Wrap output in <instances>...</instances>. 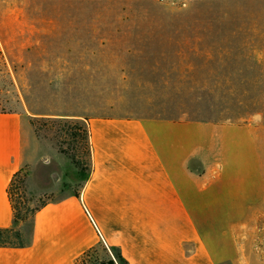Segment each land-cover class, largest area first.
Wrapping results in <instances>:
<instances>
[{
	"label": "crops",
	"instance_id": "0c3cea01",
	"mask_svg": "<svg viewBox=\"0 0 264 264\" xmlns=\"http://www.w3.org/2000/svg\"><path fill=\"white\" fill-rule=\"evenodd\" d=\"M27 4L0 11L6 56L86 61ZM212 27L204 49L177 58L204 66L134 89L189 90V110L174 93L173 106L132 116L44 115L89 127L92 170L77 191L63 188L65 155L39 142L23 113L0 112V229L15 225L8 188L25 167L29 190L54 197L37 212L30 245L0 247V264H79L100 245L106 263L238 264L240 226L264 209V24ZM36 55L46 58H22Z\"/></svg>",
	"mask_w": 264,
	"mask_h": 264
},
{
	"label": "rangeland",
	"instance_id": "374dc122",
	"mask_svg": "<svg viewBox=\"0 0 264 264\" xmlns=\"http://www.w3.org/2000/svg\"><path fill=\"white\" fill-rule=\"evenodd\" d=\"M20 1L0 0V11L14 8L15 2ZM27 3L29 11L39 17L44 14L50 26L54 23L62 30L64 41L78 44L75 49L80 54L85 51L84 62H17L14 59L20 56H15L12 50H7L6 56L0 46L3 55L0 111L23 113L25 123L39 142L56 150L52 132L57 129L43 130L38 137L32 120L52 118L46 114L73 115L83 111L87 119L132 116L143 109L173 106L166 99L172 101L174 93L176 100H181L180 105L189 110L193 106L189 90L178 95L174 90L134 89L159 84L160 79L174 75L176 68L204 66L178 62L177 58L204 49L205 35L212 26L264 24V0H27ZM65 157L60 172L63 188L77 191L87 171L77 168L69 156ZM22 174L26 175L25 192L15 196L21 209H32L42 201L54 199L52 195H37L29 190L28 167ZM254 218L256 221L240 226L238 264H264V209ZM18 228L29 236L32 226L19 222ZM106 255L107 249L100 248L86 264H98Z\"/></svg>",
	"mask_w": 264,
	"mask_h": 264
},
{
	"label": "trees",
	"instance_id": "16d2710c",
	"mask_svg": "<svg viewBox=\"0 0 264 264\" xmlns=\"http://www.w3.org/2000/svg\"><path fill=\"white\" fill-rule=\"evenodd\" d=\"M0 56H3L1 51ZM0 112L9 113L4 110ZM32 122L38 137H40V132L43 130L51 132L52 130L57 129L52 133L59 152L63 155L69 156L77 168L82 171L86 170L87 176L85 180L88 179L92 170L90 131L88 125L82 121L65 118H42L40 120H32ZM25 178L26 175H23L22 171L15 174L8 188V195L13 209L15 225L12 228L0 229V247L24 248L29 246L31 243V233L27 236L20 228H18V223H30L31 226H33L37 212L51 202L45 200L32 209H21L15 200V196L25 192ZM100 248H103V250L106 251V248L102 245L92 248L85 253L79 264L88 263V260H90L93 255H96ZM113 252L115 253L117 260L120 261V253L115 249ZM99 263L115 264L114 260H110L107 263L104 261Z\"/></svg>",
	"mask_w": 264,
	"mask_h": 264
}]
</instances>
